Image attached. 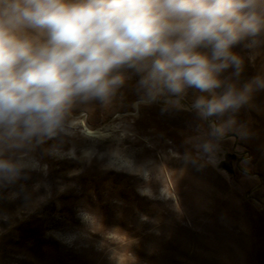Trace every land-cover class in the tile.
Here are the masks:
<instances>
[{"label": "rangeland", "instance_id": "rangeland-1", "mask_svg": "<svg viewBox=\"0 0 264 264\" xmlns=\"http://www.w3.org/2000/svg\"><path fill=\"white\" fill-rule=\"evenodd\" d=\"M238 87L264 76V39L234 49ZM111 104L72 110L74 125L36 148L40 163L0 183V264H264V88L234 115L215 162L191 105L140 103L139 76Z\"/></svg>", "mask_w": 264, "mask_h": 264}, {"label": "clouds", "instance_id": "clouds-1", "mask_svg": "<svg viewBox=\"0 0 264 264\" xmlns=\"http://www.w3.org/2000/svg\"><path fill=\"white\" fill-rule=\"evenodd\" d=\"M264 39V0H0V183L40 167L37 147L74 125L73 108L111 104L139 76L140 103L191 110L209 131L197 155L215 162L219 141L264 76L238 87L233 49Z\"/></svg>", "mask_w": 264, "mask_h": 264}]
</instances>
